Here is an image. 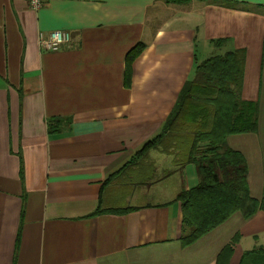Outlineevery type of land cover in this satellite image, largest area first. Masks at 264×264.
Returning <instances> with one entry per match:
<instances>
[{
    "label": "crops",
    "instance_id": "obj_1",
    "mask_svg": "<svg viewBox=\"0 0 264 264\" xmlns=\"http://www.w3.org/2000/svg\"><path fill=\"white\" fill-rule=\"evenodd\" d=\"M56 29L71 42L43 51L38 32ZM237 49L259 133L264 0H45L38 12L28 0H0V264H216L236 233L229 264L264 248V211L235 213L183 246L177 196L198 184L195 166L165 136L139 153L196 66ZM251 134L227 143L245 156L260 200L264 143L252 172L241 147Z\"/></svg>",
    "mask_w": 264,
    "mask_h": 264
},
{
    "label": "trees",
    "instance_id": "obj_2",
    "mask_svg": "<svg viewBox=\"0 0 264 264\" xmlns=\"http://www.w3.org/2000/svg\"><path fill=\"white\" fill-rule=\"evenodd\" d=\"M142 47L137 44L127 54V84L131 77V61ZM244 63L243 49L200 62L164 125L173 129L176 123L182 122L187 128L184 135L189 133L193 137L185 152L181 139L178 147L186 162L195 166L199 178L195 187L177 196L183 215V246L194 244L235 213L249 219L258 211H264V197L258 200L250 194L245 156L227 143L229 136L256 134L259 130V103L242 98ZM161 136L145 143L139 153L156 145ZM239 238L240 234L236 233L220 250L216 264H229ZM239 264H264V248L244 253Z\"/></svg>",
    "mask_w": 264,
    "mask_h": 264
},
{
    "label": "rangeland",
    "instance_id": "obj_3",
    "mask_svg": "<svg viewBox=\"0 0 264 264\" xmlns=\"http://www.w3.org/2000/svg\"><path fill=\"white\" fill-rule=\"evenodd\" d=\"M186 125L188 126V124L186 123ZM190 126V125H189ZM186 126L184 124H182V122L176 123L175 127L172 129L171 127H164L161 135L168 137L169 142H177L176 144L173 143L172 145L177 147H179V143L182 140L183 141V145L181 146L183 148V152H185L188 149V144L191 141V139L193 138L192 136H189L188 134L184 135L186 132ZM241 138V137H240ZM181 139V140H180ZM260 141L262 143H264V129H261V131L259 133L251 134V135H247V137H242V142L241 143V147L242 149H244L246 156H247V160L249 162L250 165V169L252 172L254 171H258V153L257 150L259 148L260 145ZM170 143V145H171ZM233 143V141H232ZM256 163V164H255ZM257 165V167H256ZM186 233H187V229H186Z\"/></svg>",
    "mask_w": 264,
    "mask_h": 264
},
{
    "label": "built area",
    "instance_id": "obj_4",
    "mask_svg": "<svg viewBox=\"0 0 264 264\" xmlns=\"http://www.w3.org/2000/svg\"><path fill=\"white\" fill-rule=\"evenodd\" d=\"M31 10L38 12L45 4V0H28ZM72 40V32L65 29H56L48 32H38V44L43 51L53 52L61 49Z\"/></svg>",
    "mask_w": 264,
    "mask_h": 264
}]
</instances>
